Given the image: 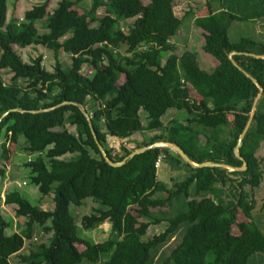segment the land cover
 <instances>
[{
	"label": "trees",
	"instance_id": "obj_1",
	"mask_svg": "<svg viewBox=\"0 0 264 264\" xmlns=\"http://www.w3.org/2000/svg\"><path fill=\"white\" fill-rule=\"evenodd\" d=\"M48 1L24 12L19 22L7 20V0H0V162L10 156L9 144L18 151L23 147L31 156L25 163L30 183L41 197L53 195L47 211L17 190L5 195L3 203L15 206L14 216L26 219L25 229L11 234L0 196V264H10L12 256L20 264H97L102 258V264H154L170 241L158 264H247L253 255H264V231L252 220L264 162L255 155L264 138V59L250 56L264 55V43L250 37L230 42L228 37L234 21H264V0L206 2L201 17L209 24L202 36L217 63L210 72L199 67L195 53L176 54L169 42L183 20L173 12L176 0H92L85 13L78 12L82 0H60L47 13ZM42 20L46 32L40 34L36 23ZM14 46L46 47L54 57L66 53L70 64L56 60L48 72L41 57L25 63ZM232 52L237 67L228 58ZM84 66L91 68L89 76L79 74ZM4 70L11 74L8 84L2 80ZM220 71L229 75L228 88L215 79ZM250 77L263 92L241 141L240 160L234 148L259 93ZM19 79L27 86L22 88ZM169 110L187 117L164 124ZM150 132L159 133L147 137ZM137 133L143 135L137 150L170 143L195 164L238 169L244 161L246 170L195 168L168 147H153L112 167L93 138L111 162L120 163L133 150L121 145L123 154L115 158L105 147L107 137L126 140ZM157 161L184 172V179L158 180ZM86 199L94 206L77 225L69 207H81ZM238 213L249 221L237 222ZM142 218L167 226L144 237ZM104 223L111 227L106 240L94 243L82 236ZM34 226L51 234L49 244L20 254ZM75 244L85 249L79 252Z\"/></svg>",
	"mask_w": 264,
	"mask_h": 264
},
{
	"label": "rangeland",
	"instance_id": "obj_2",
	"mask_svg": "<svg viewBox=\"0 0 264 264\" xmlns=\"http://www.w3.org/2000/svg\"><path fill=\"white\" fill-rule=\"evenodd\" d=\"M60 0H49L47 3V13H51L54 8L56 7L57 3ZM209 0H176L173 12L175 16L178 18H183L181 28L179 29L177 35L173 37L169 42L175 46V53L181 54L183 51H190L195 53L200 58L201 69L204 70H212V61L207 57V55L213 58L215 61V57L213 54L207 49L206 44L204 42V38L202 36L203 27L205 24H209L206 20V17H201V15L206 14L204 11L206 2ZM44 2V0H19L15 2L14 0H7V20L11 18L17 19L19 22L23 19L24 12L32 9L35 6H39ZM92 0H82L78 7L79 13L88 12L91 7ZM213 8L215 10L218 9V5L213 3ZM101 13V12H100ZM217 14V13H215ZM195 20V21H194ZM128 26H130L128 24ZM121 28L126 30V26L121 24ZM36 28L38 29L39 33H45V26L44 21L36 23ZM180 33V34H179ZM228 37L230 42H236L242 37H250L256 41H260L264 43V21L263 22H252V21H234L230 29L228 31ZM14 50L17 54L21 57L23 62L29 63L32 59L37 57H41V66L48 72H52L55 66V61L61 62L65 66L70 64V56L66 53H58L57 57H54V54L51 50L47 49L46 47L42 46H29L24 49L18 48L14 46ZM123 52V50L121 51ZM162 60L164 61L166 58V54H162ZM102 66V65H101ZM92 70L88 66H84L80 68L79 74L82 77L89 76ZM2 80L5 84H8L11 78V74L7 71H1ZM19 85L24 88L27 86V82L23 79H19ZM194 94V93H193ZM262 94V93H261ZM260 94V96H261ZM196 95V94H195ZM264 110V105L262 106ZM179 113V112H178ZM176 113V111L169 110L167 113L162 117V122L166 124L170 119L175 118L178 120H184L187 117V114L184 112L185 117H180V115ZM143 124L146 123L145 121V114L141 113ZM72 133H74L73 128H68ZM159 132H150L146 133L147 137H152ZM143 141V135L140 133L134 134L130 138L126 140H116L111 137H107V142L105 144L106 149L111 150L115 158H118L123 153L121 152L120 148L121 145L126 147L128 150H137V145L141 144ZM259 147L256 151V157L258 159L264 157V138L260 140L258 143ZM24 145L22 140H19L18 148ZM12 146V150H13ZM12 152V151H11ZM15 155L12 157L10 162V174H8V181L4 182L3 176L0 175V195L4 199V195L8 194L9 191L17 190L21 195H23L32 205L39 206L42 210H50L52 208V194L48 196L41 197L36 186L32 185L29 180L30 176V169L25 167V163L31 156H29L25 151H23V147L18 151L13 152ZM167 164H161L157 167V178L158 180L169 184L170 180L176 181V177H180V181L184 179L185 173H177L167 167ZM0 169L4 170V161L0 162ZM260 169L262 170V181L260 185L254 190V201L255 206L254 210L252 211V220L253 222L262 230L264 231V162L260 165ZM26 181L27 185L17 188L14 183ZM177 180V181H179ZM14 181V182H13ZM15 186V187H14ZM219 196L222 195V191H219ZM98 205V204H97ZM94 206V203L91 199H86L83 201L81 207H74L70 205L69 212L71 215L76 219L77 225H79V221L81 216L88 215L91 211V207ZM14 208L15 206L9 205L4 206L2 210V215L4 220L10 224V229L6 232L7 234H11L13 232L21 233L25 229V218H17L14 216ZM171 213V212H170ZM141 233L144 237H149L152 235L160 234L165 227L167 226L166 222L161 224H154L152 220L142 218L141 220ZM249 220L245 218L242 214L238 213L237 222H248ZM14 222L15 228H14ZM110 226L107 224L99 225L93 228L90 231H84L82 236L94 243L101 242L107 239ZM32 236L30 240H25L24 247L20 254L27 255L31 252L39 251L41 245H48L49 239L51 234L45 233L41 227L34 226L32 229ZM233 234H237V229L234 227L232 229ZM174 242L170 241L164 248L161 249L157 255L154 256V264H158L162 256L167 254V248ZM198 243V238L192 241V245ZM77 250L83 251L85 249L84 245L82 244H75ZM104 259L97 264H102ZM10 264H20L18 261V257H13L10 259ZM247 264H264V255L262 254H255L248 260Z\"/></svg>",
	"mask_w": 264,
	"mask_h": 264
},
{
	"label": "water",
	"instance_id": "obj_3",
	"mask_svg": "<svg viewBox=\"0 0 264 264\" xmlns=\"http://www.w3.org/2000/svg\"><path fill=\"white\" fill-rule=\"evenodd\" d=\"M236 54L235 52H232L228 55V58L229 60L232 62V64L237 67V65L233 62L232 60V56ZM250 56L252 57H255V58H259V59H264V55L262 56H256V55H253V54H250ZM251 78V77H250ZM251 80L253 81V83L255 84V86L259 89V93L258 95L256 96V98L254 99V102H253V105H252V110L249 114V120L243 130V132L241 133V135L239 136L238 138V141L236 143V146L234 148V155L236 158L242 160V158L240 157L239 155V147H240V144H241V141L243 139V136L245 135L247 129L249 128V125L251 123V120L253 118V115H254V112H255V106H256V103H257V100L259 99L260 97V94L263 92L262 90V87L257 83L256 80L252 79ZM65 104H68L67 102H63L62 105H65ZM12 111H15V110H12ZM30 113L32 114H35L37 112L35 111H31ZM7 114V113H6ZM5 114V115H6ZM3 115V116H5ZM1 120V119H0ZM93 138H94V141L97 145V148L99 149L100 153H101V156L102 158L104 159V161L109 165V166H112V167H120L122 166L126 161L132 159L135 155L137 154H140L146 150H149L153 147H168V148H171L173 150H175L179 156L189 165H191L192 167H195V168H222V169H226L228 171H245L246 170V163L243 161V165L242 167L240 168H232V167H229L227 165H224V164H216V163H209V162H205V163H201V164H195L193 163L188 157L187 155L176 145H173V144H170V143H158V144H154V145H150V146H147V147H144V148H141V149H138V150H134L133 152H131L123 161H121L120 163H113L109 160L108 156H107V153H106V150L104 149V147L97 141V138L93 135Z\"/></svg>",
	"mask_w": 264,
	"mask_h": 264
},
{
	"label": "crops",
	"instance_id": "obj_4",
	"mask_svg": "<svg viewBox=\"0 0 264 264\" xmlns=\"http://www.w3.org/2000/svg\"><path fill=\"white\" fill-rule=\"evenodd\" d=\"M195 21V20H194ZM180 34V33H179ZM175 37V36H174ZM184 52V51H183ZM197 56V55H196ZM207 57L209 58V59H211V61H212V63H213V65H212V69L213 68H215L216 67V65H217V63L216 62H214L213 61V58L210 56V54H209V56L207 55ZM197 60H198V65H199V67H200V65L202 64H200V58L197 56ZM216 61V60H215ZM204 62H203V65H201V66H204ZM201 68V67H200ZM205 71H208V72H210L211 70H205ZM215 79L217 80V82L220 84V85H222V86H224V87H226V88H228L229 86H230V80H229V75H228V73H226V72H224V71H220L219 73H217V75L215 76ZM192 97H194V96H192ZM173 111H175V110H173ZM179 112V113H178ZM176 113H178L179 115H180V117H185V116H183V115H185L184 114V112L183 111H176ZM185 119V118H184ZM181 120V119H180ZM12 146L9 144V151L11 152L10 153V156H9V158L6 160V161H4V167H5V169L3 170V178H4V182H7L8 181V174H10V167H11V165H10V162H11V159H12V157L15 155V153L13 154V152L14 151H16V148L15 147H13V150H12V148H11ZM2 176V175H1ZM14 182V181H13ZM18 182V181H17ZM22 182H25V183H27L26 181H22ZM21 182V183H22ZM20 183V182H19ZM14 185H15V183H14ZM27 185V184H26ZM25 185V186H26ZM15 187V186H14ZM13 191V190H12ZM14 191H16V190H14ZM9 192H11V191H9ZM5 195H7V194H5ZM5 195H4V197H5ZM0 196H2V195H0ZM4 199L1 197V209H3V207L4 206H8V205H5L4 203ZM52 207H53V205H52ZM52 209V208H51ZM50 209V210H51ZM15 223H17V222H14V228H15ZM105 225H107L106 223H104ZM103 225V224H102ZM110 226V225H109ZM79 251V250H78ZM79 252H81V251H79ZM13 257H16V256H12L11 258H13ZM18 257V256H17ZM10 258V259H11Z\"/></svg>",
	"mask_w": 264,
	"mask_h": 264
},
{
	"label": "built area",
	"instance_id": "obj_5",
	"mask_svg": "<svg viewBox=\"0 0 264 264\" xmlns=\"http://www.w3.org/2000/svg\"><path fill=\"white\" fill-rule=\"evenodd\" d=\"M121 30L124 31L123 29H121ZM27 161H29V160H27ZM159 165H160V161H157L156 164H155V167L157 168ZM25 185H26L25 182H22V183L16 182L15 183V186L17 188H20V187L25 186Z\"/></svg>",
	"mask_w": 264,
	"mask_h": 264
}]
</instances>
